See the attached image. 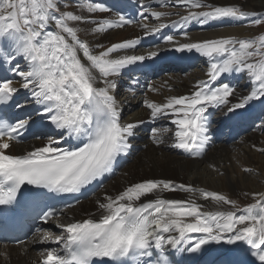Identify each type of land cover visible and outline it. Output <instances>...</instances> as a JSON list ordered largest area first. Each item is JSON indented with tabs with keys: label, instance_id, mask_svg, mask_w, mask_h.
I'll use <instances>...</instances> for the list:
<instances>
[{
	"label": "snow or ice",
	"instance_id": "snow-or-ice-1",
	"mask_svg": "<svg viewBox=\"0 0 264 264\" xmlns=\"http://www.w3.org/2000/svg\"><path fill=\"white\" fill-rule=\"evenodd\" d=\"M177 3L186 7L187 14L171 26L181 28L192 22L204 25L224 19L243 21L253 15L236 6L215 7L204 0ZM77 7L89 14L109 11L89 0H81ZM140 15L144 17V12ZM150 15L161 21L167 14L151 11ZM69 22L97 24L96 33L133 23L124 16L115 21H95L70 11L61 12L59 0H0V58L14 61L12 71L21 78L17 88L13 86L17 81L0 77V105L10 103L23 89L37 106L33 111L46 121L41 126L52 130L43 146L13 155L9 149L29 129V119L18 118L14 123L0 120V213H15L22 207L25 194L33 199L48 194H81L111 174L117 158L126 155L132 146L129 138L135 135L138 124L121 123L116 100L110 94L116 87L111 78L120 76L129 66L155 59L160 52L112 56L136 47L137 39L113 44L96 54L79 38V29ZM262 22L254 21L257 25ZM140 26L146 36L170 27L166 23ZM183 36L187 38L188 33L183 32ZM163 41L175 53L194 52L207 61L208 79L197 82L190 95L168 98L164 104L145 101L153 120L172 117L170 123L175 130L171 147L197 155L209 141L206 113L209 108L229 105L234 92L229 83L217 85L221 76L246 74L251 85L250 94L231 104L228 113L243 109L252 101L264 103V35L188 43L167 35ZM21 60L24 68L20 67ZM98 83L104 86L98 87ZM167 131L153 129V143H162L159 136ZM65 143L69 146L64 147ZM175 191L189 193L190 198L166 199L159 195ZM153 194H157L155 199L142 202ZM197 194L211 201L214 210H205L204 205L197 203L192 198ZM252 196L254 203L240 208L223 194L171 181L130 184L118 195L98 202V219L57 224L64 235L49 232L38 239V243L59 246L42 252L41 264H174L167 249L199 253L209 244L245 245L259 264H264V193ZM62 211L50 209L42 219L47 223ZM193 234L200 235L194 238Z\"/></svg>",
	"mask_w": 264,
	"mask_h": 264
},
{
	"label": "bare ground",
	"instance_id": "bare-ground-1",
	"mask_svg": "<svg viewBox=\"0 0 264 264\" xmlns=\"http://www.w3.org/2000/svg\"><path fill=\"white\" fill-rule=\"evenodd\" d=\"M99 1L101 0H89L91 3L101 5ZM138 1L149 5L150 9L146 12L147 19L136 26L128 27L124 25L123 27L108 29L102 33H96L94 31L97 27V24L94 23L69 22L70 26H75L79 29V38L86 42L90 49L96 54L106 50L113 44L136 40L138 36H145L144 30L140 26L141 24H148L151 27L159 23H166L170 25V27H168L169 29H174V32H178L182 29L181 33H178L179 35L175 37L176 41L180 43L199 42L224 37H236L238 39H243L252 36V32L250 30V18L252 15L248 16L243 21L224 19L220 21H210L204 25L192 22L188 26L181 28L179 26H171L174 21H179L181 16L187 14L186 7L179 5L177 0ZM71 2H75L76 5L75 8L70 11L74 14L82 15L95 21L117 20V18L108 11L96 12L94 14L82 11L77 7L81 0H71ZM204 2L215 7L236 6L241 8L242 11L252 13L253 15H256L264 10V0H204ZM174 9H180L181 11H175ZM151 11H160L166 13L167 15L161 21H156L151 17ZM185 31L188 33L187 38L183 36V32ZM98 45L101 47H98ZM170 48L171 46L164 43L162 46L156 47L154 51L160 52L162 61L174 59L181 63L202 59L203 63L200 67H196L186 73L178 72L162 77V79L151 84L150 89L153 90L149 89L145 95H134L132 93H128L122 97L119 92H121L123 88L117 91V87L119 86L115 81L117 79L120 80L121 75H130L132 70L136 69L140 63L123 69L120 76L112 77L111 79L115 81L116 87L110 91V94L113 95L116 100L122 124L135 123L143 125L146 123H153L151 110L145 107V101L156 104H164L167 102L168 98L190 95L192 91H194V85H196L199 81H204L205 78L208 77L206 75L208 66L205 58L200 57L194 52L175 53L171 51ZM147 52L148 50L145 51L134 47L127 50L117 51L113 53L112 56L118 57L124 54L145 55ZM83 62L87 63V61ZM2 63L5 66L15 64L14 61L5 62L3 58H0V64ZM20 67H25L22 60L20 61ZM225 75L235 78L239 76V74ZM225 75L221 76L220 79L227 82L228 78ZM240 76H242V74H240ZM20 79L21 78L19 76L15 77L14 81H17V83L13 85L14 87L19 88L18 82ZM247 79L249 80L248 77ZM97 86L103 87L104 85L103 83H98ZM233 95L241 99L248 94L237 90L233 93ZM234 96L232 98H234ZM28 101L30 102V97H28ZM232 104H234V102ZM36 107V105L27 102L25 110L27 113L34 112L33 109ZM246 110H249V108H246ZM249 112L251 114L250 110ZM36 116L39 117L38 115ZM163 118L166 121L165 128L169 129V131L162 132L159 136L162 143L155 144L153 142H148L145 151L143 150L136 154L137 156L134 154L135 149L131 147L132 152L128 154L129 164L123 171L124 175L120 176L118 180L110 181V183L103 188L101 193L99 192L95 197H93V200H91L88 205V201L84 202L72 210L67 211L65 216H60L54 225L49 227V229L44 231L42 234L36 235L28 244L21 245L16 248H3L0 250V264H38V259H42L41 253L48 249L36 252L37 246L44 247L45 245H54L53 248L59 247L58 245L52 243H38V239H42L44 234L51 232L54 236L64 235L62 229L56 226L57 224H68L82 221L89 217L98 219L100 215L98 202H104L106 196L114 197L130 184L141 181L166 180L171 181L176 185L183 184L203 191L216 192L227 196L235 202L242 201L246 203L240 208H244L247 205L254 203L252 194L264 193V157L262 158L261 156V154L264 153V151H261V149H264V138L263 141L259 143V133H252L251 135L241 138V145L239 146H236L237 144H232L230 147L218 145L219 147L206 152L201 161H192L180 158L176 154L175 149L171 147L174 143L175 125L170 123V120L172 119L171 116L162 117V119ZM47 139L48 137H45V139L41 141H34L30 144L21 146L12 145L9 151L16 155L26 154L28 151H31L36 147L43 146ZM129 142L131 143L130 138ZM236 148L237 150H235ZM254 149L257 151L258 156L256 154L254 155ZM134 156H136V159L134 160L135 164H133V166L130 165V162L133 161ZM259 156H261V160ZM211 166H217L218 172L220 171L221 175L219 176L216 173L209 174V168ZM245 169H248V171H245ZM213 171L215 170H212V172ZM254 174L257 175L253 176ZM156 195L157 194L146 196L143 198L142 202H144V200H148L150 197H156ZM159 195L166 199L187 200L190 198V194L183 191L163 192ZM192 198L196 199L197 203L204 205L205 210H214L215 206L211 201L203 200L198 194ZM85 205H87V210L84 208ZM224 207L227 209L228 206ZM56 229H59V232H56ZM199 235L200 234H193V237L198 238ZM227 246L232 245L209 244L206 245L199 253L187 252L188 257L190 258V264H214L215 261L222 260L219 258L220 253Z\"/></svg>",
	"mask_w": 264,
	"mask_h": 264
},
{
	"label": "rangeland",
	"instance_id": "rangeland-1",
	"mask_svg": "<svg viewBox=\"0 0 264 264\" xmlns=\"http://www.w3.org/2000/svg\"><path fill=\"white\" fill-rule=\"evenodd\" d=\"M59 3H60V11L61 12H64V11H72L73 10V8H75V2L73 3V2H71V0H59ZM66 3H68V4H66ZM258 14V16H255V15H252V17L253 16H255L253 19H255V20H252V22L250 23V30H251V32H252V36H249V37H247V38H243V39H255V38H258L259 36H261V35H264V22H262V23H260V24H255L254 23V21H256V20H262V21H264V10H262L261 12H259V13H257ZM251 17V18H252ZM250 18V19H251ZM201 60V63H200V65L198 66V67H200L201 66V64L203 63V61H202V59H200ZM247 82H248V84L250 85V81L247 79ZM249 85H245L242 89H243V91H245L248 87H249ZM250 89H251V85H250ZM241 90V89H240ZM235 91H237V90H234V92ZM233 92V93H234ZM248 95L250 94V93H247ZM234 95H232V96H230L231 98H230V100H229V105L230 104H232L233 102L234 103H237L240 99L239 98H237V97H235L234 96V98H232ZM236 98V99H235ZM231 99H232V101H231ZM239 99V100H238ZM237 101V102H236ZM259 134V137H258V139H259V143H261V141H263V138H264V133H260V132H258ZM239 145H241V143L240 144H237L236 146H239ZM235 150H237V148L235 149ZM257 155L258 156V153H257V151L254 149V155ZM137 156V155H136ZM136 156H134V158H133V161H131L130 162V165H133V164H135V162H134V160L136 159ZM261 156H262V158L264 157V153H262L261 154ZM261 156H259L260 157V160H261ZM260 160H258V161H260ZM134 166V165H133ZM216 169H215V168ZM239 168V167H238ZM125 170V168L120 172V174H119V176H117L115 179H112V180H118V178L120 177V176H122V175H124L123 174V171ZM212 170H215V171H213L212 172ZM209 174H212V173H216V174H218L219 176L221 175V173H220V171L218 172V168H217V166H211L210 168H209ZM217 171V172H216ZM257 174H254L253 176H256ZM210 177V176H209ZM208 177V178H209ZM208 178H207V180H208ZM111 180V181H112ZM110 183V182H109ZM102 191H100V193H101ZM91 200H93V198L91 199ZM91 200L90 201H88L87 202V205H88V203L89 202H91ZM240 202H242V201H237L236 202V204L239 206V207H243V205L244 204H246V203H244V202H242V203H240ZM239 203V204H238ZM87 205H85V209L87 210ZM89 208V207H88ZM92 209V208H91ZM82 210V209H81ZM84 210V209H83ZM90 212H92V211H90Z\"/></svg>",
	"mask_w": 264,
	"mask_h": 264
}]
</instances>
